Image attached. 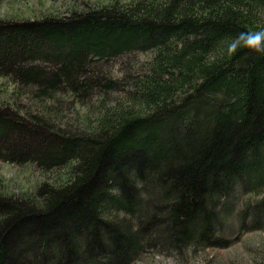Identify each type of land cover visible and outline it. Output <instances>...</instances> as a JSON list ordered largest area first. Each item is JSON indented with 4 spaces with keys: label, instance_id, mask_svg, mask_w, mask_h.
<instances>
[{
    "label": "trees",
    "instance_id": "1",
    "mask_svg": "<svg viewBox=\"0 0 264 264\" xmlns=\"http://www.w3.org/2000/svg\"><path fill=\"white\" fill-rule=\"evenodd\" d=\"M73 9L0 24V160L65 175L27 199L0 192V264L17 247L22 264L190 255L222 245L234 209L262 226L264 0Z\"/></svg>",
    "mask_w": 264,
    "mask_h": 264
},
{
    "label": "rangeland",
    "instance_id": "2",
    "mask_svg": "<svg viewBox=\"0 0 264 264\" xmlns=\"http://www.w3.org/2000/svg\"><path fill=\"white\" fill-rule=\"evenodd\" d=\"M96 1L98 0H0V24L4 21L13 23L31 22L40 21L44 16L49 15H67L72 8H74L73 10H84ZM100 1L105 2L106 0ZM47 68L50 69L51 66H47ZM20 102L25 103V100L22 99ZM61 114L65 116V120H70V122L75 124L79 122L74 111L65 105L61 108ZM22 137L23 135L17 134L12 137V140L18 145H23L24 142L28 143L23 141ZM36 139L32 137L29 144L33 145ZM42 170L40 166L31 163L16 165L0 160V192L27 199L35 194L36 187L41 182L48 180L55 183V185H59L65 179L64 174L59 175L62 171L44 172ZM232 213L233 215L230 213V217L225 219L221 217L224 226L216 234L220 235L221 240L223 239L222 245H213L204 249L197 248L193 254H186L185 256L178 254L179 257L174 256V254H167L168 251L166 253L165 250L163 251L158 246H147L145 250H140L135 256L131 257L130 264H258L260 261L262 262V259H264V224L259 227L252 226L251 223L246 222L247 218L244 220V226L242 227L239 224L236 210L234 209ZM30 223H36L37 226L41 221ZM9 239L13 241L10 244H16L15 240ZM93 246L88 253H83V256L86 255V260H89L91 256L97 257L107 250L112 252L115 249L120 256H125L129 252L123 245L118 249L113 247L103 250L93 249ZM36 251L39 253L40 249ZM70 254L68 250L66 256ZM23 256L24 254H21V250L18 247L17 250L13 248V252L1 264H22L21 259ZM33 257L40 264V259L42 258L38 259L37 255H33ZM60 257L64 258V254L61 253ZM42 260L41 264H50L52 262L51 258L46 256ZM84 263L79 260L75 264Z\"/></svg>",
    "mask_w": 264,
    "mask_h": 264
},
{
    "label": "clouds",
    "instance_id": "3",
    "mask_svg": "<svg viewBox=\"0 0 264 264\" xmlns=\"http://www.w3.org/2000/svg\"><path fill=\"white\" fill-rule=\"evenodd\" d=\"M261 40H264V37H261Z\"/></svg>",
    "mask_w": 264,
    "mask_h": 264
}]
</instances>
